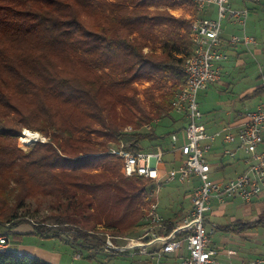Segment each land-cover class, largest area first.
I'll use <instances>...</instances> for the list:
<instances>
[{"label": "trees", "instance_id": "obj_1", "mask_svg": "<svg viewBox=\"0 0 264 264\" xmlns=\"http://www.w3.org/2000/svg\"><path fill=\"white\" fill-rule=\"evenodd\" d=\"M187 1L0 0V228L30 224L43 238L105 248L108 234L146 227L153 182L124 177L110 149L164 138L141 129L169 116L185 81L191 19L170 8ZM140 79L153 82L143 98ZM24 128L48 140L25 151ZM31 198L49 201L40 220L20 213ZM0 264L49 263L7 248Z\"/></svg>", "mask_w": 264, "mask_h": 264}, {"label": "built area", "instance_id": "obj_2", "mask_svg": "<svg viewBox=\"0 0 264 264\" xmlns=\"http://www.w3.org/2000/svg\"><path fill=\"white\" fill-rule=\"evenodd\" d=\"M194 1L200 11L216 7L217 13L216 16L206 13L195 18L192 24L193 49L184 62L186 81L172 100L173 110L186 122L181 133L172 134V150L181 153V162L166 170L163 168L165 150H134L128 143L110 149V153L122 160L126 177H143L153 184L148 187L149 202L144 208L146 227L139 235L124 237L126 243L123 245L108 234L105 248L117 254L132 251L147 255L152 264H222L217 258V249L210 245L215 226L208 229L205 225L212 199L250 201L264 192V100L254 109L238 111L235 124L214 133H210L204 123L199 102V93L221 79L220 63L229 58L224 50L226 45L243 44L248 49L258 45L256 37L247 33L250 8L235 7L230 0ZM225 21L241 25L242 33L225 37ZM158 122L159 119L154 120V123ZM154 123L146 124V131H154ZM219 136L247 154V169L226 181H217L211 176L209 153ZM225 152L235 158V149L228 148ZM195 177L200 182L193 189L189 210L179 220L167 219L159 210L160 188L165 183L176 180L186 183ZM168 223L173 224L171 230ZM9 242L8 233L0 232V250L7 249ZM184 249L187 256H182ZM176 257L178 259L174 260ZM237 264H264V257Z\"/></svg>", "mask_w": 264, "mask_h": 264}, {"label": "rangeland", "instance_id": "obj_3", "mask_svg": "<svg viewBox=\"0 0 264 264\" xmlns=\"http://www.w3.org/2000/svg\"><path fill=\"white\" fill-rule=\"evenodd\" d=\"M179 1L181 2V0ZM233 1L234 0H231V2ZM249 2L250 1H248V3ZM185 4L186 6H178L176 8H170V10L174 15L178 17L184 16L187 19H191L190 38L192 41V24L195 18L199 16L200 10L194 0H188ZM196 11L197 14H195ZM255 15L256 16L254 21L252 20V17L251 20L248 19L246 28L248 34L256 37L258 45L251 48V50H249L250 52L248 51L243 56L236 54L234 51H229V53L227 52L231 59L225 63V73L222 78V83L216 86H210L208 90H204L199 93V102L201 110L204 113V120L212 115H223L225 117V113L227 112V110L231 109H236L238 111H247L250 109H254L261 101L264 100V13L260 12L259 14ZM224 24H226V22H224ZM233 31L236 34L242 33L239 26L233 29ZM146 50H148V48H146ZM239 56L241 58H239ZM181 69L185 74L184 62L181 65ZM152 84L153 82H149L147 80H136L134 85L138 90V96L140 98H143L144 91ZM173 84H175L174 81L168 80V86H172ZM183 84H180V86H178L175 94L183 86ZM160 92L161 91L158 90L157 94H160ZM171 108V113L168 117L154 118V120L161 119L158 123H154V120L152 121L155 124L154 132L157 136L163 135L165 146H170V143H172L171 134H173L172 132L176 133L177 130V127L173 124V120L174 118H177L179 114H177L173 110V107ZM130 127H132V130L134 129L133 124H128L126 126L127 132H132V130H129ZM27 130L39 133L41 137L38 139V141L48 140V138L40 131L24 128L23 134L19 138V142L20 147L25 151L31 150L35 142H37L35 140L31 142H26L23 140V138L27 137V135L25 134ZM141 130L146 131L145 126ZM126 141H128V143L131 142L129 138H127ZM158 142L159 139L153 140L152 142H149V140L145 139L143 141L142 147L144 146V150H162L157 147ZM116 145L114 144L112 146L117 147ZM164 150L167 151L166 148ZM170 156L171 154L167 151L164 157V164L166 165L167 169H170L173 165L168 162ZM120 172L124 175L122 168ZM217 175L220 176L219 173ZM124 177L126 176L124 175ZM194 182L181 183L176 180L163 184L160 188L161 193L159 210L165 216L172 218L175 217V213L180 212L181 215L178 218L176 217L175 220L179 219L180 217L182 218L191 207L190 203L192 204V202L190 197L191 191L188 196L183 199L184 202L180 199V195H182L181 193H183L180 191H182L183 188L192 190L194 188L193 184H197L199 180L195 179ZM174 188L179 189V191H176L175 193L171 192V190ZM263 193L261 194L262 196ZM262 201H264V198ZM147 204L141 207L143 213L144 208L147 206ZM249 205V203H246L241 199H233L226 205L224 211L225 215L218 216L213 213H218L217 211L221 210V205L215 203L212 207V213L206 214L205 225L208 229H210L212 221H216L217 223L219 222L222 225L233 222V220L251 221L255 220L264 211V208L259 205L252 204L251 208H249ZM247 207L249 209H246ZM49 209V201L47 199L41 198L40 200L35 201L31 198L26 201L24 209H20V213H26L32 219L40 220L49 213ZM261 218L264 219V215L261 216ZM8 225L10 224L8 223ZM10 229L11 228L9 227L0 228V232L8 233L10 239L9 246H11V240H13L14 245H12V249L16 250V244L19 243H22L25 246H40L42 248H47L62 255V263L60 264H152L149 256L134 253L132 251L125 254H117L112 250H106L105 248L100 246L96 248H89L87 247V245L84 246L80 243L69 242L64 238H43L38 236L37 234H27L23 236L21 234L12 232V230ZM138 232L139 230H137V233ZM235 232L227 231L229 240L226 241V244L228 246L237 248L241 251L242 255H249L254 251H259L260 256L257 258L264 257V224H258L255 227L250 228L248 230L247 236H242V233ZM134 235L135 233L131 236ZM220 235H222L220 232L212 234L210 236L211 241L218 242V236ZM124 239L125 238L118 239L116 240V242L120 245H123L126 243V240ZM221 240L219 242H224L223 240ZM187 255L188 253L186 249H184L182 256ZM176 259H178V257H176L174 260ZM246 261H254V259Z\"/></svg>", "mask_w": 264, "mask_h": 264}, {"label": "crops", "instance_id": "obj_4", "mask_svg": "<svg viewBox=\"0 0 264 264\" xmlns=\"http://www.w3.org/2000/svg\"><path fill=\"white\" fill-rule=\"evenodd\" d=\"M234 1H235V3H234ZM234 1L231 3L235 7L241 8V7L246 6V7L250 8V16H249L250 20H251V17H252L253 21L255 20V16H256L255 14H259L260 12L264 13V0H261L260 2L250 1L249 3H248V0H234ZM206 13L216 16L217 9H216V7H211V8H209V10L200 11L199 15L206 14ZM225 22H226V24H224V36L225 37H229L231 34H234L235 32L233 31V29H235L237 26L240 27L241 32H242V26L241 25L231 23L230 21H225ZM224 50L226 53L227 52L229 53V51H234L236 54L243 56L245 53H247L251 49H248L243 44H237V45H233V46L232 45H226L224 47ZM240 56H239V58H241ZM230 59H231V57H229L227 60L220 63V67L222 70L221 79L217 83L213 84L212 86H216V85H219L222 83V78H223V75L225 73V63ZM237 112H238V110L231 109V110H227V112L225 113L226 114L225 117L223 115H221V116L220 115H212V116L208 117L206 120H204V119L203 120H204V123L206 124L208 131L210 133H214V132H218V131L222 130L224 127H226L229 124H235L236 123V117L235 116H236ZM179 116L177 118H174V120H173V124L177 127L176 132H181V130L183 129V127L186 124L185 120L181 116L180 117ZM172 133H175V132H172ZM164 143L165 142H164V138H163V139L159 140L158 145H162L163 148H161V149L164 150L166 148V150L169 151V153L171 154L170 159L168 161L171 164H173L171 167L178 165L182 159L181 153L178 151L175 152L172 150V146H173L172 143H170V146L169 145L165 146ZM228 148L235 149V152H236L235 158H232L226 154L225 151ZM209 157H210V162L212 165L211 176H212V178H214L217 181H226V180H229L231 178H234V177L238 176L239 174H241L243 171H245L248 167V164L246 162L247 154L243 150L237 149L235 144L226 143L223 140L222 136H219L216 139V141L214 142V144L212 146V150L209 153ZM164 163H165V159H164ZM163 168L167 170V167L165 164H163ZM218 173L220 174V176L217 175ZM195 179H198L200 182V179L195 177V178H192V180L189 183L194 182ZM199 182L197 184H199ZM197 184H193V186L195 187ZM193 189L188 190V189L183 188L184 191L183 190L180 191V192H183V193H181L182 195H180L181 196L180 199L184 202L183 199H185V197L188 196L190 191H191L190 197L192 198ZM176 191H179V189L174 188L171 190V192H173V193H175ZM160 193H161V189H160ZM263 198H264V193H263V196L262 195L257 196L250 201H244L242 199L241 200L246 202V203H249L250 204L249 208H251L252 204H256V205H259V206L264 208V201H262ZM159 200H160V198H159ZM232 200L226 199V200L220 201L216 198L212 199L211 209L207 213H212L213 204L218 203L221 205V210L217 211L218 213H213V214L218 215V216L225 215L224 211H225L226 205L228 203H230ZM191 202H192V199H191ZM190 206H191V203H190ZM249 208L247 207L246 209H249ZM180 215H181L180 212H178V213H175L174 218L168 217V216H166V218L172 221V220H175L176 217L178 218ZM263 215H264V211L255 220H251V221L233 220V222H229V223H226L224 225L220 224L219 222L217 223L216 221H212L211 227L215 226V233L220 232L222 235L218 236V242L211 241L210 245L217 249V258L220 260V262L222 264H237L243 260H253V259L255 260L257 257L260 256L259 251H254L253 253H250L249 255H242L240 250H238L237 248H234L232 246H228L226 244V241L229 240V238L227 236V231H232V232L236 231L237 233H242V236H247L248 230L250 228L255 227L258 224H264V219L261 218V216H263ZM179 219H177V220H179ZM257 221H260V222H257ZM12 232L17 233V234H21L23 236L27 235V234H35L33 232V227L30 224H21L17 228L12 229ZM221 238L224 242H219L221 240ZM11 241H12L11 246H9L8 249H12V247H13L12 245H14L13 240H11ZM16 248L17 249L15 251L36 256L39 259H41L42 261H45L46 263H49V264H60V263H62L61 262L62 255L60 253H56L52 250H49L47 248H42L40 246H35V247L25 246L22 243L16 244ZM229 251H234V253L230 254Z\"/></svg>", "mask_w": 264, "mask_h": 264}, {"label": "bare ground", "instance_id": "obj_5", "mask_svg": "<svg viewBox=\"0 0 264 264\" xmlns=\"http://www.w3.org/2000/svg\"><path fill=\"white\" fill-rule=\"evenodd\" d=\"M26 135H27V137L23 138V140L26 142H31V141H34V140L39 139L41 137V135L39 133L31 132L29 130L26 131Z\"/></svg>", "mask_w": 264, "mask_h": 264}, {"label": "water", "instance_id": "obj_6", "mask_svg": "<svg viewBox=\"0 0 264 264\" xmlns=\"http://www.w3.org/2000/svg\"><path fill=\"white\" fill-rule=\"evenodd\" d=\"M26 134V133H25ZM35 141H38V139H36Z\"/></svg>", "mask_w": 264, "mask_h": 264}]
</instances>
